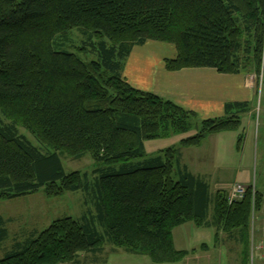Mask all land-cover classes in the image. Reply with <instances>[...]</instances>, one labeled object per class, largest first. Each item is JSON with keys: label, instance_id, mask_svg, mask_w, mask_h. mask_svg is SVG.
<instances>
[{"label": "trees", "instance_id": "trees-1", "mask_svg": "<svg viewBox=\"0 0 264 264\" xmlns=\"http://www.w3.org/2000/svg\"><path fill=\"white\" fill-rule=\"evenodd\" d=\"M73 30L95 61L64 49ZM149 41L175 46L167 71L246 75L254 65L264 83V0H0V200L43 188L49 196L84 191L97 210L15 242L0 264L80 263L82 254L95 263L106 245L178 263L189 253L176 248L174 230L187 223L214 228L217 244L224 231L245 248L242 264H251L252 221L264 194L254 196L249 185L243 200L230 203L225 190L213 197L181 161L182 149L239 130L250 103L227 104L225 116L199 123L197 113L135 88L123 76L125 62ZM192 130L198 133L164 156L147 155V141ZM243 141L241 135L238 149ZM66 153L105 167L93 182L68 174ZM7 224L0 215V243L9 238Z\"/></svg>", "mask_w": 264, "mask_h": 264}, {"label": "rangeland", "instance_id": "rangeland-1", "mask_svg": "<svg viewBox=\"0 0 264 264\" xmlns=\"http://www.w3.org/2000/svg\"><path fill=\"white\" fill-rule=\"evenodd\" d=\"M68 37L69 40L64 45V49L78 54L87 62L97 59L96 55L85 48V39L79 31H71ZM150 42L155 44L156 50L160 48L161 53L165 51L171 53V50L175 48L172 44ZM139 52H143L142 49L134 55V63L150 58L148 53L139 54ZM129 62L131 63V59H128L125 68ZM133 71L135 72V70ZM133 71L131 73H134ZM251 72L246 75L248 88L252 93V101L250 110L242 117L240 129L223 132L220 137L208 136L203 142L205 147L202 151V163L193 165L187 162L193 171H197L198 168L208 175V183L211 186L213 197L219 191L225 190L229 193L234 183L238 181L247 182L256 188L257 193L264 194V83L262 74L260 75L256 71L254 65L251 66ZM205 120L207 119L198 116L197 122L202 123ZM19 129L21 134L25 135L33 145L47 153L48 149L38 143L27 129L22 126ZM197 133V130H192L188 134L177 135L169 139L147 141V155L163 154L170 147H178L182 139L195 136ZM241 135H243L244 141L241 149H238ZM62 162L68 174L75 172L88 174L92 182L95 179V171L105 167L95 162L90 155H86L82 159H75L66 153ZM244 185L249 187V185ZM214 209L213 205L210 209L211 217L215 215ZM90 213L97 214L96 203L93 194L84 191L49 196L47 189L43 188L35 194L14 200L1 199L0 214L8 221L9 238L0 243V261L13 250L15 242H24L32 233L44 231L57 219L65 217L81 219ZM193 224L187 223L175 231V246L177 249H187L189 255L186 259L178 263L161 264H242L245 248H242L240 243L231 239L230 235L223 231L219 236L221 241L217 244V242L215 243V229H206ZM100 231L104 232L102 228ZM263 233L264 208L254 216L252 242L260 238ZM202 244H207V248H204ZM113 248L111 245H106L105 252L98 255V259H96L98 263L93 262V256L87 257L86 254H82L79 259L80 263L77 261V263L64 264H158L148 256L130 254L123 250L113 253Z\"/></svg>", "mask_w": 264, "mask_h": 264}, {"label": "crops", "instance_id": "crops-1", "mask_svg": "<svg viewBox=\"0 0 264 264\" xmlns=\"http://www.w3.org/2000/svg\"><path fill=\"white\" fill-rule=\"evenodd\" d=\"M147 43L150 44L148 45ZM147 43L144 46H137L133 49L128 58L131 59V63L129 62L127 68L125 67L128 59L125 62L123 76L135 88L153 93L165 100H170L207 120L225 116L227 104L250 103L252 101V93L248 88L246 75H223L214 69H184L170 72L166 69L165 61L177 56L176 48L171 50V53L166 51L161 53L160 48H157V50L154 48L155 44H152L153 42L149 41ZM140 49L143 52H139V54L148 53L150 58L134 63V55ZM131 71L134 73H131ZM243 115L241 114V117ZM221 134L223 133L214 134L213 136L220 137ZM204 145L182 149L181 161L183 166H186L192 174L202 177L208 182V175L198 168L197 171H193L187 163L190 162L193 165L202 163ZM236 183L250 185L247 182L238 181ZM175 231L176 229L174 230V241ZM178 250L187 251V249Z\"/></svg>", "mask_w": 264, "mask_h": 264}, {"label": "built area", "instance_id": "built-area-1", "mask_svg": "<svg viewBox=\"0 0 264 264\" xmlns=\"http://www.w3.org/2000/svg\"><path fill=\"white\" fill-rule=\"evenodd\" d=\"M248 187L236 183L233 185L230 191L229 195V202H235L239 200H243L247 194ZM253 194L254 196L257 194L256 188H253ZM263 208H264V196H263ZM252 233L254 230V218H253V224H252ZM251 264H264V233L260 238H257V240L252 242L251 247Z\"/></svg>", "mask_w": 264, "mask_h": 264}]
</instances>
